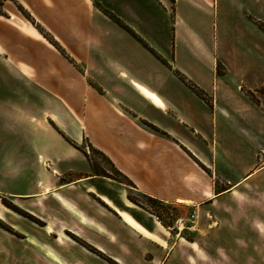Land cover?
Listing matches in <instances>:
<instances>
[{
    "label": "crops",
    "instance_id": "1",
    "mask_svg": "<svg viewBox=\"0 0 264 264\" xmlns=\"http://www.w3.org/2000/svg\"><path fill=\"white\" fill-rule=\"evenodd\" d=\"M15 1L36 19L50 17L53 0ZM56 1L70 12L71 36L65 40L64 25L62 35L46 27L68 57L15 9L0 12V197L45 223L32 226L54 234L51 246L63 264H109L96 251L128 264L113 250H129L127 239L142 243V264H172L164 226L130 199L131 189L191 208L193 228L206 221L212 242L239 259L264 260V106L241 90V54L216 52L206 27L191 49L180 50L166 22L174 5L213 14L216 0ZM219 61L227 74H218ZM254 80L244 84L264 83ZM85 140L136 187L96 172L80 147ZM67 230L89 246L71 239L59 246Z\"/></svg>",
    "mask_w": 264,
    "mask_h": 264
},
{
    "label": "rangeland",
    "instance_id": "2",
    "mask_svg": "<svg viewBox=\"0 0 264 264\" xmlns=\"http://www.w3.org/2000/svg\"><path fill=\"white\" fill-rule=\"evenodd\" d=\"M15 3L16 4L13 3V0H0V12H6V9L9 10V8L15 9L22 21H25L28 25H32L39 30L44 41L51 43L57 47L63 55L68 57L62 44H60L46 27V23H48L53 30H57V32H60L59 35H62L61 28L64 25V31L66 32L64 35L65 40H68L69 36H71L68 30L69 27L72 26V21L70 19V12L65 9L64 5L61 2L58 3L56 0H53L49 7V19H46L44 15V17H41L42 20H39L21 3L16 1ZM20 5L24 7V12L20 9ZM37 5H39V7L43 6L41 4ZM98 6L108 16L111 17V14L114 15V13L100 3ZM214 8L215 13L211 14L210 12H201L197 8L191 7L188 3H181L178 7L174 5L171 10L172 13H170L166 19V22L168 21L169 36L170 38L172 37V44L183 51L185 47L191 49L192 45L195 43L194 35L196 33L200 34V30L206 27L210 32V44L214 46L216 52L223 53L225 49L229 48L234 54H241V90L253 101L264 106V83L253 86V88H248L244 84L248 81L249 84L252 85L256 81L254 79L264 80V27L261 25V23H264V0H219V3L218 0H216ZM29 14H31V16ZM198 22H201V24ZM173 27H178L181 34L180 40H176L175 29L173 30ZM199 37L202 38V36ZM182 40L184 41L182 42ZM145 46H148L150 50H154L149 47L147 43ZM166 46L167 45H165V47ZM156 53L160 56L161 60L169 62L172 65L171 61H167L158 52ZM182 60L185 61L187 58L182 56L180 61L182 62ZM217 72L220 75L227 74L226 66L220 61L218 63ZM185 76L189 81L198 85L187 75ZM181 80L183 81V79ZM186 84L194 91L188 83ZM203 91L205 92L204 97L194 92L207 101H210L209 94L205 90ZM251 95H253L254 98L251 97ZM80 147L90 156L92 163L96 167V172L114 173L112 166L108 163L106 158L102 154L93 151L88 145L87 140H85ZM128 195L136 200L134 201L132 199L136 204L148 209L150 212H154L153 214L157 216V220L164 226V228L162 227L161 229L168 239L165 246L168 251L171 248V260L169 263L264 264V260L260 257H255L256 260L252 261L245 258L239 259L237 258V252H235V250L227 249V247L221 243L212 242V238L209 237L211 236V229L207 228L206 221L201 222L199 226L197 225V229L193 228L195 225L192 222L194 212L191 208L164 203L157 199L144 196L132 189L129 191ZM15 209H17V211ZM0 211L3 213V217H0V264L57 263L54 260H50L46 255V248L51 247L53 249L51 243L54 234L45 232V235H42L39 230L32 226L33 221L38 223V225H44L45 223L43 221L21 210L10 199L2 196L0 197ZM15 211L20 213V215L16 214ZM202 215L206 217V213L203 212ZM198 216L199 211L196 213V220ZM179 219L180 223H177ZM10 223H15L22 230H19ZM182 224L184 225V229H181ZM50 229L52 230V228ZM60 234L61 236L58 240L59 246L68 247L67 245H71L69 239L79 244H84L87 247L89 246L83 238L68 230L65 233L61 231ZM25 235L35 237L49 247L45 245L40 246L37 243L32 244L31 241L26 239ZM119 241L121 242V240ZM124 243L130 246L129 250L125 251V249L121 248L120 244H116V246L114 245L115 248H113L114 252L128 264H142L137 260V257L142 254V243L138 240L130 239H127ZM145 247H147V245H145ZM93 250L95 251V249ZM96 253L102 257V263L122 264V262H116L103 252L96 251ZM148 256L152 257L153 255L150 254Z\"/></svg>",
    "mask_w": 264,
    "mask_h": 264
},
{
    "label": "trees",
    "instance_id": "3",
    "mask_svg": "<svg viewBox=\"0 0 264 264\" xmlns=\"http://www.w3.org/2000/svg\"><path fill=\"white\" fill-rule=\"evenodd\" d=\"M20 9L24 12L25 11V9H24V7L22 6V5H20ZM30 16H31V14H29ZM111 17L113 18V19H115V20H117L118 18L115 16V15H112L111 14ZM118 21V20H117ZM261 25L264 27V23H261ZM264 29V28H263ZM144 44H146V43H144ZM148 47V46H147ZM151 51L157 56V57H159L160 58V56L154 51V50H152L151 49ZM177 74H178V76L181 78V79H183V81H185L186 83H188L193 89H194V91L195 92H197L199 95H201V96H205V92L198 86V85H196L195 83H193V82H191V81H189L188 79H187V77L182 73V72H180L179 70H177ZM251 97H253L254 98V96L253 95H251ZM88 142V145L92 148V150L93 151H95V152H97V153H100V154H102L105 158H106V160L108 161V163L112 166V168H113V171H114V173L113 174H108V173H100V174H102V175H104V176H108V177H111V178H113V179H115V180H117V181H119V182H122V183H124V184H126V185H128V186H134V187H136V185H135V183L132 181V179L127 175V174H125L122 170H120L117 166H116V164L103 152V151H101V150H99V149H97L91 142H89V141H87ZM87 156L89 157V159L91 160V158H90V156L87 154ZM91 163H92V160H91ZM92 165H93V167H94V169H95V171H96V167H95V165L92 163ZM131 198V197H130ZM151 198V197H150ZM131 199H133V198H131ZM134 200V199H133ZM134 201H136V200H134ZM14 208V207H13ZM16 211H17V209H15ZM152 213H154V212H152Z\"/></svg>",
    "mask_w": 264,
    "mask_h": 264
},
{
    "label": "bare ground",
    "instance_id": "4",
    "mask_svg": "<svg viewBox=\"0 0 264 264\" xmlns=\"http://www.w3.org/2000/svg\"><path fill=\"white\" fill-rule=\"evenodd\" d=\"M50 229V227L48 228ZM181 229H184V225H181ZM32 242L37 243L38 245L42 246V244H40L38 241H36L35 239H32ZM46 255L47 257L50 258V260H54L59 264H63V260L60 258V256L57 255V253L51 249V248H46Z\"/></svg>",
    "mask_w": 264,
    "mask_h": 264
}]
</instances>
